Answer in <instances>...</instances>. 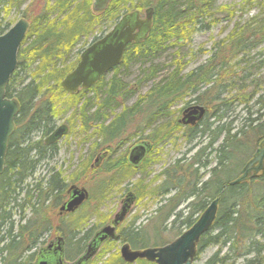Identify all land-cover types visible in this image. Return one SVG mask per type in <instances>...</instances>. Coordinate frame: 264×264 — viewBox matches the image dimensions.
I'll return each instance as SVG.
<instances>
[{
	"label": "trees",
	"instance_id": "obj_1",
	"mask_svg": "<svg viewBox=\"0 0 264 264\" xmlns=\"http://www.w3.org/2000/svg\"><path fill=\"white\" fill-rule=\"evenodd\" d=\"M215 1L187 0L189 5L184 9V5H180L182 0H111L107 10L96 13L92 9L93 0H55L54 4L47 0L44 9L34 17L30 16L31 26L18 52L16 71L6 86L7 96L18 98L21 110L15 119V138L9 140L6 165L0 175V264L33 262L37 254L35 251L43 244L45 235L55 231L61 232L66 239V259L76 260L98 229L99 223L88 227L87 222L99 213L107 187H118L135 173L130 166L115 172L108 165L104 171H113L114 175L97 183L94 190L96 203L91 195L92 204L86 201L83 208L69 216L64 224L61 219L58 226H54L44 212L50 208L52 213L63 199L68 186L64 176L52 168L41 180L33 184H28V180L35 174L40 160L54 149L53 146L47 148L41 139L33 140L32 136L37 133L45 136L51 132L58 101L67 108V113H71L67 122L72 130L78 122L88 131L93 128L98 130L101 140L91 148L93 155L124 137L136 123L154 127L150 138L156 147L162 140L181 131L187 143L198 148L191 167L197 163L202 169L211 167L207 170L209 178L201 187L199 180L196 183L193 181L190 191L183 192V184L188 181L180 174L184 169L183 158L171 164V174L164 172L166 178L159 186L149 187L150 190L147 185L143 186L150 195L173 194L157 209V222H154L157 225L172 219V225L179 224L182 228L192 226L195 216L205 210L206 199L202 195L219 192L225 184L240 176L242 166L255 153V144L264 139V88L255 77L246 74L238 77L239 62H234L240 57L245 59L251 51L264 44V6L246 20L236 22L227 36L215 44L214 54L207 63L187 73L178 63L176 71L163 82L152 84L153 87L140 96L135 106H126L119 101L125 94V84L118 78L119 67L113 69L114 75L109 81L103 76L90 91L83 90L80 95L68 94L61 86V81L77 65L79 57L69 65H60L59 62L73 52L80 39L85 38L83 42L87 44L86 40L99 29L101 22L106 21L111 28L124 13L154 6L152 30L142 42L129 44L121 64L127 66L133 58L151 60L165 51L170 35L177 34V40L185 39L183 33L192 32L196 24L205 26L204 21L211 15L210 5ZM25 2L0 0V15L7 10L6 5L16 4L21 8ZM246 3L264 5V0H246ZM52 13L56 14L53 18ZM215 13L232 18L234 11L218 6ZM12 24L10 21L0 23V35ZM97 39L93 37V41ZM263 64L264 59L258 68ZM153 65L145 78L138 81L137 87L155 79L158 73L156 67L159 66ZM189 92L195 94L194 100L208 111L195 127L182 126L172 110L177 101L183 100ZM89 95L93 97L87 99ZM121 104L123 109L110 118L106 112H114ZM237 105H242L245 115H234ZM23 138L25 142L21 141ZM89 162H85L84 171L88 169ZM161 187L163 189L158 191ZM221 196L216 220L211 230L200 238L198 245L200 250L218 246L217 251L207 259V264H264V172L235 186H228ZM141 198L138 192L137 200ZM186 202L191 211L185 215V210H178ZM17 207L22 209L21 213H17ZM136 219L120 229V240L139 250L149 246L150 242L146 241L149 235L144 230L145 226L138 224L140 226L137 227ZM99 222L104 223L105 219L100 218ZM181 234L178 233L179 236ZM161 241L157 244L165 243ZM114 243L109 241L103 251L109 250L110 254ZM100 264L155 263L145 258L129 263L122 256L112 253Z\"/></svg>",
	"mask_w": 264,
	"mask_h": 264
},
{
	"label": "rangeland",
	"instance_id": "obj_2",
	"mask_svg": "<svg viewBox=\"0 0 264 264\" xmlns=\"http://www.w3.org/2000/svg\"><path fill=\"white\" fill-rule=\"evenodd\" d=\"M50 1L54 2L55 0ZM183 1L184 0H182V2ZM42 5L43 2L41 0H26L21 8L17 9L15 6L6 7L7 10L1 12L0 23L10 21L13 23V27V25L20 19L25 18L30 22V16H32V14L34 13L33 11H37L40 7L42 8ZM218 6L231 8V10L234 11L233 17L227 18L225 17L226 15L219 13L216 14L215 12ZM262 6L264 5H257L256 3H246V0H216L213 5H210L209 14L211 15L208 16L209 18L204 21L205 26H202L200 23L196 24L197 26L192 32L183 33L185 39L177 40V34L170 35L171 40L167 43V49H165V51L159 56H156L151 60H141L140 58L136 57V59L133 58V60L130 61L127 66H119V69L117 71L118 78L122 81V83L125 84V94H123V97L119 98V101H121V103L126 106H135L137 101H139L140 96H144L153 87L152 84L163 82L164 79L175 72L176 67H178V63L181 64L185 69L184 73L196 69L198 65L207 63L208 60L211 59V55L214 54L215 44L220 39L227 36L228 32L232 30L236 25L235 23L239 20L242 21V19L246 20L247 18H249V16L258 13ZM141 12L143 16L144 9H142ZM100 24L101 25L99 29L86 40V46H89V44L92 43L94 36L100 37V35H102L101 33L104 34L110 31V28H108V23H106V21H103ZM187 29H190V27H188ZM84 39H80V44L73 50V52H71L70 55H68V57H66V59L64 60V63L66 65H69V63L75 61L79 57V54L77 52L86 47H81ZM259 53H264V44L261 45V47L257 50L251 51L249 56L245 57V59L244 57H240V59L238 58L234 63L238 64L239 62L240 67L238 71L236 70L238 72V77L244 76L245 74L249 75V77H255L260 80V82L262 83V87L264 88V64L261 68H258L260 66L258 64L264 59V55H259ZM59 63L63 64L62 61H60ZM152 63L154 64L153 66H159L156 67V70L158 71L157 76L147 84H143L142 86L137 87L136 85L139 83L138 81L143 80L149 73L148 70L152 68ZM113 75V70L111 72H108V74L105 75V80L109 81ZM92 97L93 95H89L87 99H91ZM195 97V94L189 92L183 100L179 99L177 101V103L172 108L177 118H179L184 107H188L189 105H199L197 101L194 100ZM122 104L117 109H115L114 112H106L108 115H110V118L114 116V113H118L123 109L124 105ZM242 108V105H237V110L235 111L234 115L239 117L245 115V110ZM67 116H70V113H67V108L63 107L60 101H58L57 112L55 113L54 117L58 121L57 124H60L62 121H64L63 119H66ZM78 126L75 127L76 130L74 133H72V135L67 136L68 138H63L62 141L57 144L58 151L56 152V154L52 152L47 153V155L41 161V165L43 164L42 168L38 171L42 174H45L47 169L50 170L52 168L56 169L57 171H61L62 177L64 176L66 180L65 182H67L68 185L71 186L76 184L79 187H84L88 190V192L90 193V197L87 201L91 202L92 204L93 202L91 200V195L92 197H94V203H96L95 198H97V196L94 190L97 189V183L101 180H106L107 178L114 175L113 171L105 172L104 168L109 165V167H113L114 171L116 172L120 168L124 169L125 167L129 166L127 159L129 150L132 148V146L136 145L138 141H144L146 139L151 140L150 136L154 131V127H146V125L144 124L136 123L132 127V129L128 131V133L124 137H122V139H118L119 141L111 144L112 150L108 152L106 160L102 165V168H100L101 171L94 172L91 166L94 165L95 157L97 156V154L93 155L91 148L94 146L95 142H100L98 130H96V128H93L91 131H82L80 130V128H78ZM261 143V141L259 143H256L255 147L258 148ZM103 149L104 148H101L100 150L104 151ZM188 149L189 146L186 143L185 139L182 138L181 134L169 136L166 139L162 140L159 145L154 148L153 152L149 156V163L144 170L129 176V178L125 179L123 183L120 184V186L118 185V187L111 185L107 187L106 190H109L110 192L99 209V213L101 216H99V213H97L95 217L89 218L87 222V225L89 224L88 227H93L98 223V227H100L101 225V227H103L106 223L109 224L112 218L118 213L122 203L121 200L124 198L125 194L128 192V190H133L136 194L140 192L142 198L139 202L131 206L129 214L123 221L124 225L129 226L132 223L131 221L137 218L138 220H135V222H138L136 223V226H140L138 224H142L143 227L145 226L144 230L149 235V239L147 238L146 241L148 242L149 240L150 242L149 246H147L146 248L163 247L164 244H173L174 241L179 238L178 233L182 232V234H184V232L188 231L189 227L182 228L181 226H179V224L172 225V219H170L168 222H163L162 224L159 223V225L154 223L157 222L155 219L157 209L160 208L162 204L166 203L167 198L171 197L173 194H169L168 196L161 195L163 198L159 195V197L150 195L147 194L145 189H143V186H137L136 184L141 179L144 181V185L150 186V188H154L160 181V179H157V177L160 176V172L163 169L169 167V165L174 161L179 160L183 156H185L184 153H186ZM91 154L93 156L89 162V167L84 171L82 167V165L86 164L84 159L91 157ZM189 155L190 154H188V156ZM250 158L251 157H249L248 159ZM187 163L189 162H186L185 164ZM189 173H192V171H190ZM259 173L261 174V171ZM203 174L205 173H202L200 175ZM252 174L254 173L252 172ZM255 176L256 175L251 178H255ZM74 177H76V180H73ZM195 177L196 176L194 173L189 175L188 181L190 182V184L193 183ZM226 185L227 184H225V186ZM135 186L137 187L135 188ZM150 188L148 187L147 189L150 190ZM186 190L188 189L183 188V192H185ZM163 199L166 200L164 201ZM187 203L188 202L183 203L178 210H185V215L191 211L188 210L189 208H187ZM58 211L59 210L57 207L52 210V213L50 212V208H47L46 212H44L48 216L49 221H52L53 225L56 227L59 224V220H65V218L67 219L69 217V215H65L59 218L60 214ZM203 212L195 216L194 223L198 220ZM100 218H104L105 222H99ZM155 228L157 229L154 230ZM210 228L211 227L208 228L209 230L207 232L211 230ZM57 236H61V232L55 231L54 233L46 234L43 244H41L35 252H38L40 247L48 244L50 241H53ZM159 241L165 243L157 244ZM199 242L196 243L195 249L191 254V262H193L194 264H207V259L217 251L218 246H209L204 250H200L198 249ZM121 249V243H114V248L112 249V252L110 254L113 253L122 256ZM103 250L104 248L100 250L99 253L92 259L93 264H100L101 262H104L108 257H110L109 250ZM131 250L134 249L130 248V251ZM142 250L143 248L137 251Z\"/></svg>",
	"mask_w": 264,
	"mask_h": 264
},
{
	"label": "water",
	"instance_id": "obj_3",
	"mask_svg": "<svg viewBox=\"0 0 264 264\" xmlns=\"http://www.w3.org/2000/svg\"><path fill=\"white\" fill-rule=\"evenodd\" d=\"M111 0H94L92 9L94 12H104L108 9ZM139 11L120 16V19L112 26L110 32L99 40L93 42L80 56L79 64L61 81L63 89L70 93L78 91L82 86L90 89L102 76L108 74L115 67L122 64L127 46L132 42H142L151 32L153 8L146 10V18H141ZM27 19L18 20L13 27L0 35V175L6 165L5 159L8 150L9 139L15 132V118L18 116L20 102L17 98H10L6 94V86L11 76L16 71L18 63V52L25 41L30 28ZM182 123L187 125L196 123L205 114L203 105H192L183 111ZM68 128L65 125L57 128L46 140L48 144L60 140L66 134ZM149 141L137 143L130 153V162L137 167L152 149ZM253 157L248 160L240 172V176L229 182L226 186H235L237 183L245 182L248 178L257 175L264 169V139L255 150ZM252 172L254 174H252ZM72 197L61 208V211H73L87 198L88 192L84 188L73 186ZM136 196L129 193L124 204L115 216L113 223L118 225L129 213L130 205ZM219 199L212 202L202 213L198 220L188 231L177 238L173 244L163 247L146 248L142 251L131 250L128 245L121 249V255L125 261L132 263L139 258H145L156 264H194L191 262V254L195 245L216 220L217 204ZM114 228L111 225L102 228L97 235L88 243L87 249L73 262L66 261L65 239L57 236L41 248L30 264H88L97 254L101 244L109 239H119L114 236Z\"/></svg>",
	"mask_w": 264,
	"mask_h": 264
},
{
	"label": "flooded vegetation",
	"instance_id": "obj_4",
	"mask_svg": "<svg viewBox=\"0 0 264 264\" xmlns=\"http://www.w3.org/2000/svg\"><path fill=\"white\" fill-rule=\"evenodd\" d=\"M137 10H139V9H133V10H131V11H129V12H127V13H124L123 15H125V14H129V13H131V12H133V11H137ZM146 10L147 9H145V11H144V14H143V16H142V12L141 11H139L140 13H139V15H140V17L141 18H146L145 16H146ZM153 15H154V11H153V14H152V17H153ZM154 18V17H153ZM152 22H153V19H152ZM152 26V25H151ZM93 42H95V41H92V43ZM84 43V42H83ZM91 43V44H92ZM80 49H82V48H80ZM85 49H82V50H79L77 53L79 54V58H80V56H81V54L83 53V51H84ZM77 64H78V62H77ZM77 66V65H76ZM75 66V67H76ZM74 67V68H75ZM73 68V69H74ZM72 69V70H73ZM71 70V71H72ZM70 71V72H71ZM69 74V73H68ZM95 86V85H94ZM93 87V86H92ZM91 89V88H90ZM90 89H85V88H83L82 86L78 89V91H76V92H74V93H71V94H79L80 95V93H81V91H86V92H88V91H90ZM201 105V104H200ZM190 106V105H189ZM188 106V107H189ZM20 107H21V105H20ZM205 107V106H204ZM205 111H206V108H205ZM20 112V111H19ZM182 113L180 114V116H179V118H178V120H177V122L178 123H180L182 126H184V127H190V126H193V125H187V124H185V123H182V117H183V110L181 111ZM207 112L208 111H206L205 112V114L203 115V117H202V119H204V117L206 116V114H207ZM68 113H70V112H68ZM71 114V113H70ZM67 118H69V116H67ZM67 118L66 119H63L64 121H62L60 124H57L58 123V121L56 120V118H55V125L52 127V130H51V132L48 134V135H45V136H41V134H39V133H37V134H33V140H38V141H40V139L41 140H43L44 141V143H45V145L47 146V148L48 147H51V146H53V148L54 149H52V153H55L56 154V152L58 151L57 150V144L60 142V141H62V139L63 138H66L67 136H69V135H72V133H74L75 132V130H76V128L74 129V130H72L71 128H70V126H69V124H68V122H67ZM201 119V120H202ZM201 120H198L197 122H200ZM61 125H65L66 126V128H68V131L66 132V134H64V135H62V137L60 138V140H58V141H55V142H51V144H48L47 143V138L49 137V136H51V134L53 133V132H55L56 130H57V128H59V127H61ZM79 125V126H78ZM77 126H78V128H80V130H82V131H86V129L84 128V127H81L80 126V123L78 122V124H77ZM76 126V127H77ZM16 127H17V125H16V121H15V130H16ZM14 130V131H15ZM88 131V130H87ZM91 131V130H90ZM16 132V131H15ZM15 132L12 134V136L10 137V139L13 137V135L15 134ZM176 134H181V131H179V133H176ZM181 136H182V138L183 139H185V136L183 135V134H181ZM15 137H13L12 138V140L14 139ZM68 138V137H67ZM9 139V140H10ZM100 140H101V138H99ZM119 139H122V138H119ZM22 142H25L24 141V138L21 140ZM117 141H119V140H117ZM144 141H149L150 143H151V145L153 146L152 147V149H151V151H149L148 152V154L145 156V158L143 159V160H140V162L138 163V166L137 167H135L131 162H130V153H131V151H132V149L137 145V143H139V142H143V140H141V141H138L137 143H136V145H134V146H132V148L129 150V152H128V154H127V159H128V164H129V166L131 167V168H133L134 169V171H135V173H138V172H141L142 170H144L145 168H146V166L148 165V164H146V161L148 160V158L150 159V155H151V153L153 152V150H154V148H156V146H154V143H153V141L152 140H150V139H146V140H144ZM185 141H186V139H185ZM27 143L29 142V141H26ZM116 142V141H115ZM114 142V143H115ZM10 143V142H9ZM113 143V144H114ZM186 143H187V141H186ZM188 144V143H187ZM111 145H109V146H107V148H109V149H107V148H105V149H103L104 151H101V150H99L98 152H96L95 154H97V156L95 157V162H94V165H92L91 167H92V169H93V171L94 170H97V171H101L100 170V168H102V165L104 164V162H105V160H106V157H107V155H108V152L110 151V149H111V147H110ZM188 146H189V149L186 151V153H184V155L185 156H183L182 158H183V160H182V162H183V170L180 172V174L182 173V175L183 176H185V177H189V175H191L192 173H194L195 174V179H194V181H195V183H196V181H200V187H201V184L205 181V180H207L208 178H209V175H208V171L207 170H210V166L207 168V169H202L201 168V165H199L198 163L196 164V165H192V167H191V160L194 158L193 156L195 155V152H197L198 151V148L197 147H192L193 146V144H188ZM8 148H9V144H8ZM257 149V147L255 148V150ZM93 150V149H92ZM8 151V150H7ZM193 151V152H192ZM255 152V151H254ZM6 153H8V152H6ZM47 153H49V152H47ZM91 153V152H90ZM188 154H190L189 156H188ZM255 154V153H254ZM253 154V155H254ZM252 155V156H253ZM91 157H88V158H86V159H84L85 160V162H89L90 160H91V158H92V154L90 155ZM188 156V157H187ZM181 158V159H182ZM252 158V157H251ZM181 159H179V160H181ZM6 160V159H5ZM42 161V159L40 160V163L37 165V168L35 169V174L33 175V176H31V178L28 180V184H33V182H36L37 180H41L43 177H44V175L45 174H47V172L49 171V169H47V171H46V173L45 174H42V173H39V171L38 170H40L41 168H42V165H41V162ZM186 162H189V163H187V164H185ZM172 164V163H171ZM171 164L169 165V167H167V168H165V169H163L161 172H160V176L159 177H157V179L159 180L160 179V181H159V183L155 186V188L157 187V186H159L160 185V183L166 178L165 177V171H168V174L170 173H172L171 171L173 170V168H171V169H169L170 168V166H171ZM84 165H82V167H83ZM54 169V168H53ZM106 168H104V170H105ZM125 169V168H124ZM124 169H122V168H120V170H124ZM51 170V169H50ZM54 170H56V169H54ZM165 170V171H164ZM38 171V172H37ZM57 171V170H56ZM190 171H192V173H189ZM61 172V171H60ZM262 172H264V169L261 171V173ZM62 173V172H61ZM202 173H205V174H203V175H200V174H202ZM257 175H260V173L258 172L257 173ZM256 175V176H257ZM255 176V177H256ZM66 181V180H65ZM72 181V180H71ZM198 181V182H199ZM73 182V181H72ZM67 183V182H66ZM74 183V182H73ZM141 183V185L142 186H146V185H144V181L143 180H139L138 181V185ZM68 184V183H67ZM76 185V184H75ZM75 185H68L67 186V188H66V190H65V194H64V197H63V199L61 200V202L59 203V206H58V212H59V214H60V217L59 218H61V217H63V216H71V215H75L79 210H81L82 208H83V206L85 205V203H86V201L89 199V197H90V193L88 192V190L86 189V188H84V187H79L78 185H76V186H78V188H84V189H86V191L88 192V196H87V198H86V200L80 205V206H78V207H76L73 211H67V210H65V211H61V208L65 205V203H67L70 199H71V197H72V194H73V192H72V187L73 186H75ZM183 186L185 187V188H187L188 190V192L190 191V182L189 181H187L186 183H184L183 184ZM27 187H28V185H27ZM147 187H150V186H147ZM161 189H163L162 187L158 190V191H161ZM134 193L133 192V190H128V192L125 194V196H124V198L121 200L122 201V203H121V207L123 206V204H124V200L126 199V197L128 196V194L129 193ZM135 194V196H136V198L135 199H133L134 201L131 203V205H130V208H131V206L133 205V204H136L137 202H139L138 200H137V194L136 193H134ZM154 196H156V194H154ZM159 197V196H158ZM195 197H193V199H194ZM19 202H20V200H19ZM189 206V205H188ZM187 206V207H188ZM121 207H120V209H121ZM119 209V210H120ZM22 209L20 208V207H17L16 208V211H17V213H21L22 211H21ZM130 210V209H129ZM28 212L27 213H30L29 212V210H27ZM118 213H119V211H118ZM117 213V214H118ZM116 214V215H117ZM129 214V213H128ZM127 214V215H128ZM115 215V216H116ZM115 216L112 218V220L110 221V223L109 224H104V226L103 227H98V229H96L95 231H94V233H93V235H92V237L89 239V241H88V243L97 235V233H98V231L99 230H101L102 228H104V227H107V226H109V225H111V227H113L115 230H114V236H117V237H119V239H113V238H109V239H107V240H105L102 244H101V246H100V248H99V250H98V252H97V254L99 253V251L100 250H102L103 249V247L105 246V244H107L109 241H115L116 243H121V245H122V247H123V245H125V243H122L121 242V233H120V229L122 228V227H125V225H124V223H123V221L126 219V218H124L118 225H116L115 223H113V221H114V218H115ZM69 218V217H68ZM63 220V222L65 223L68 219H66L65 218V220L64 219H62ZM60 221V220H59ZM65 239V238H64ZM43 242H44V239H43ZM65 244H66V239H65ZM88 245V244H87ZM88 247V246H87ZM87 249V248H86ZM85 249V250H86ZM84 253V252H83ZM82 253V254H83ZM96 254V255H97ZM95 255V256H96ZM90 262H92V260H90L89 261V263ZM88 263V264H89Z\"/></svg>",
	"mask_w": 264,
	"mask_h": 264
},
{
	"label": "bare ground",
	"instance_id": "obj_5",
	"mask_svg": "<svg viewBox=\"0 0 264 264\" xmlns=\"http://www.w3.org/2000/svg\"><path fill=\"white\" fill-rule=\"evenodd\" d=\"M42 2H43V5H42V8L40 7L37 11H33L34 13L32 14V17H34V15H36L37 13H39L40 12V10H42V9H44V7H45V4H46V1L47 0H41ZM49 1V3H51V4H54L55 3V1L54 2H51L50 0H48ZM183 2H184V4H183ZM183 2H181L180 3V5H184V6H182V8H184V7H187L189 4L187 3V0H184ZM13 7V6H15L17 9H18V7L16 6V4L14 5V4H12V5H6V7ZM149 8H153V11L155 12V8H154V6H152V7H146V8H141V9H139V10H137V11H141L142 9H144V11H145V9H149ZM184 9H186V8H184ZM52 18L53 17H55L56 16V14L54 13H52ZM191 15H189L186 19H188L189 17H190ZM185 19V20H186ZM151 25H153V22H152V24ZM151 28H152V26H151ZM110 31H108V32H106V33H101L102 35H100V37H98L99 39L101 38V37H104L107 33H109ZM94 41H97V40H94ZM89 45H91V43L89 44ZM84 46H86V43H82L81 44V47H84ZM89 46H86L84 49H86V48H88ZM127 47H129V46H127ZM126 50V49H125ZM127 51V50H126ZM164 52V51H163ZM163 52H160L157 56H159L161 53H163ZM66 58H64V59H61V61L63 62V64H65L64 63V60H65ZM123 59H124V57H123ZM60 65L62 64V63H59ZM187 108H189V107H184V109H183V111L185 110V109H187ZM16 119V118H15ZM202 119V118H201ZM200 119V120H201ZM16 121V120H15ZM196 123H194V124H189V125H193L192 127H195V126H197L200 122H197V121H195ZM229 186V185H228ZM228 186H225L224 188H222L219 192H210L209 194H204V195H202V197L203 198H205L206 200V205H205V210L208 208V206L212 203V202H214L216 199H221V195L225 192V190L228 188ZM106 192H107V194H106V196L102 199V202L107 198V195L109 194V190H106ZM98 196H100L99 194H98ZM204 210V211H205ZM194 224H192V226H193ZM192 226H190V227H192ZM189 227V228H190ZM165 245V244H164Z\"/></svg>",
	"mask_w": 264,
	"mask_h": 264
}]
</instances>
